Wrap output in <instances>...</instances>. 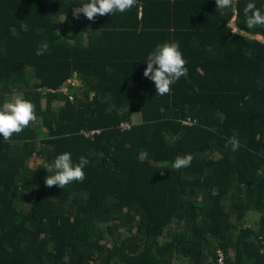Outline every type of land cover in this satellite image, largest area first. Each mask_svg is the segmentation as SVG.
I'll list each match as a JSON object with an SVG mask.
<instances>
[{
	"label": "trees",
	"instance_id": "trees-1",
	"mask_svg": "<svg viewBox=\"0 0 264 264\" xmlns=\"http://www.w3.org/2000/svg\"><path fill=\"white\" fill-rule=\"evenodd\" d=\"M76 3L0 0V106L22 94L36 114L0 139V264H216L218 249L264 264V28L243 23L244 0L237 32L214 0H138L139 16L92 20ZM164 40L187 71L156 95L142 69ZM64 150L88 158L84 179L45 185ZM184 153L190 165L171 168Z\"/></svg>",
	"mask_w": 264,
	"mask_h": 264
},
{
	"label": "clouds",
	"instance_id": "clouds-1",
	"mask_svg": "<svg viewBox=\"0 0 264 264\" xmlns=\"http://www.w3.org/2000/svg\"><path fill=\"white\" fill-rule=\"evenodd\" d=\"M237 3L238 0H214L215 10L221 16L225 12L231 13L227 18L226 27L232 32H237ZM71 15L79 18L82 14L86 19L92 20L97 15L124 13L136 7L137 16L141 14L138 0H79L73 4ZM259 5V6H258ZM242 21L248 29L264 28V0H244ZM65 16V15H64ZM21 31H28V26L22 21L19 24ZM12 36L19 33L15 25L8 28ZM259 37V34H257ZM49 51L47 40H41L35 49L36 55H42ZM145 66L142 75L149 81L154 82L156 95H164L170 91V85L182 77L187 69L186 60L180 50L179 42L176 40H164L153 45L144 58ZM35 105L31 99L22 94H16L0 106V139H8L13 133H19L30 121L35 119ZM233 147L237 145L236 139L232 138ZM192 155L184 153L176 155L171 161V168L182 169L191 163ZM89 164L87 157L81 155L73 159L72 153L68 150L57 153L50 160H45L43 168L47 175L44 177V184L47 186L56 185L61 188L73 181L79 182L84 179L85 166ZM215 194V189H213Z\"/></svg>",
	"mask_w": 264,
	"mask_h": 264
},
{
	"label": "rangeland",
	"instance_id": "rangeland-1",
	"mask_svg": "<svg viewBox=\"0 0 264 264\" xmlns=\"http://www.w3.org/2000/svg\"><path fill=\"white\" fill-rule=\"evenodd\" d=\"M73 83H74L75 85H80V84H81V81H79V80H74ZM63 90H64V91H67L68 89H67V88H64ZM137 119H138V118H137ZM137 119H135V122L137 121ZM37 128H38V130L41 129L40 122H38V124H37ZM35 162H41V160L38 159L37 157L33 156V157L30 159L29 163H30V165H32V164L35 163ZM250 217L255 218V217H256V214H250ZM165 238H166V234L164 233V234L160 235L159 240L162 242V241H164Z\"/></svg>",
	"mask_w": 264,
	"mask_h": 264
},
{
	"label": "built area",
	"instance_id": "built-area-1",
	"mask_svg": "<svg viewBox=\"0 0 264 264\" xmlns=\"http://www.w3.org/2000/svg\"><path fill=\"white\" fill-rule=\"evenodd\" d=\"M185 123H190V121H184ZM130 127V124L128 123H122L121 128L128 129ZM216 264H225V255L221 250L216 251Z\"/></svg>",
	"mask_w": 264,
	"mask_h": 264
},
{
	"label": "crops",
	"instance_id": "crops-1",
	"mask_svg": "<svg viewBox=\"0 0 264 264\" xmlns=\"http://www.w3.org/2000/svg\"><path fill=\"white\" fill-rule=\"evenodd\" d=\"M73 80H77V78L75 77ZM135 119H137L136 122H135ZM131 120H132L133 124L139 123L141 121L140 113H133ZM250 264H259V260L257 258H253V259H251Z\"/></svg>",
	"mask_w": 264,
	"mask_h": 264
},
{
	"label": "water",
	"instance_id": "water-1",
	"mask_svg": "<svg viewBox=\"0 0 264 264\" xmlns=\"http://www.w3.org/2000/svg\"><path fill=\"white\" fill-rule=\"evenodd\" d=\"M260 41H264V35L259 36Z\"/></svg>",
	"mask_w": 264,
	"mask_h": 264
}]
</instances>
